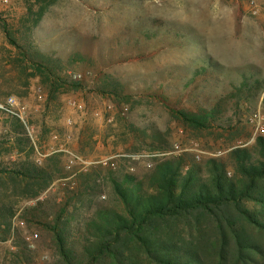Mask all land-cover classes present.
<instances>
[{"label":"rangeland","instance_id":"374dc122","mask_svg":"<svg viewBox=\"0 0 264 264\" xmlns=\"http://www.w3.org/2000/svg\"><path fill=\"white\" fill-rule=\"evenodd\" d=\"M23 14L19 0H0L3 18L13 22ZM31 39L41 52L60 60L67 78L78 86L60 91L52 102L36 78L8 79L6 85L0 80L2 90L13 93L14 108L23 117L0 110V135L18 121L30 138L35 163L43 166L53 158L59 166L60 175L44 192L67 178V171H89L100 163L113 168V163L114 168L142 175L150 168L151 154L223 156L228 146L242 147L264 137L255 132L249 112L234 116L226 132L218 127L185 130L170 115L208 110L243 80L264 79V0H55L33 28ZM3 40L0 30V60L8 48ZM73 56L78 61L70 64ZM13 69L17 70L3 66L2 72L13 77ZM103 76L121 84L128 102L117 103L97 90ZM263 95L242 108L247 104L264 115ZM10 97L0 96V103ZM128 125L148 134L161 132L169 151L149 154L142 137L131 134ZM85 142L89 145L82 148ZM17 157L14 150L7 159ZM71 160L74 164L67 169ZM73 181L75 189L76 177ZM70 192L50 191L47 200L61 198L60 205ZM40 196L21 200L18 212L41 201ZM11 224V238L20 234L25 242L28 237L34 242L35 251L27 246L33 264H49L52 251L44 232L18 217ZM11 240L0 242L1 260Z\"/></svg>","mask_w":264,"mask_h":264},{"label":"trees","instance_id":"16d2710c","mask_svg":"<svg viewBox=\"0 0 264 264\" xmlns=\"http://www.w3.org/2000/svg\"><path fill=\"white\" fill-rule=\"evenodd\" d=\"M19 1L24 14L17 20L0 16L8 46L0 60L1 84L36 78L47 88V100L54 102L60 91L78 89L63 63L41 52L31 39L55 0ZM77 61L73 56L69 63ZM3 66L20 72L13 69V77H5ZM103 77L97 90L117 103L128 102L121 84ZM263 93L264 79H245L208 110L170 115L185 130L218 127L226 132L234 116L248 113L242 105ZM12 94L0 85V96ZM262 101L264 106V95ZM128 129L142 137L149 154L169 151L161 132L148 134L133 125ZM14 150L18 157L8 160ZM226 151L202 159L188 152L162 158L151 154L150 168L142 175L95 164L76 176V188L62 204L49 199L18 212L19 202L40 196L60 170L53 158L43 166L35 163L30 138L16 121L0 135V242L12 239L0 264H33L22 235L11 238L14 217L44 232L52 251L49 264H264V137Z\"/></svg>","mask_w":264,"mask_h":264},{"label":"built area","instance_id":"2783aa9c","mask_svg":"<svg viewBox=\"0 0 264 264\" xmlns=\"http://www.w3.org/2000/svg\"><path fill=\"white\" fill-rule=\"evenodd\" d=\"M14 106H15V100H14V98L10 97L6 100L5 103H3V104L0 103V110H4V111H6L12 115H15L16 117H18L22 120L23 119V117L21 115L22 111H20L19 109L16 110V108H14ZM245 108L249 112L250 122L253 124V126L255 128V132L263 135L264 134V115L261 113L260 110L252 109L247 104H246ZM15 112H18L20 114H16ZM149 157H151V156L149 155L148 158ZM73 164H74V161L71 160L70 164L66 166L67 169H71ZM111 165L114 168V164L112 163ZM87 171H88V168L83 167L80 172H87ZM67 172L66 173L69 174V176L67 178H62V179H59L58 181H56V183L54 185H52L49 190H47L46 192H44L40 196L41 201H45L48 199L50 191H52L54 193V192H57L58 190H60V191H72L74 189L75 181H73V179L80 172H78V173H74L72 171H67ZM60 195L63 196V193L61 192ZM60 202H61V198H57L56 203L59 204ZM26 242H27L28 248L32 251H35L36 246H35L34 242L30 239V237L27 238Z\"/></svg>","mask_w":264,"mask_h":264}]
</instances>
